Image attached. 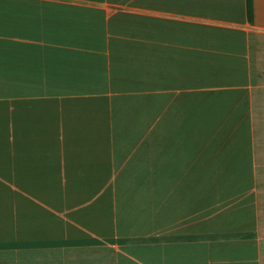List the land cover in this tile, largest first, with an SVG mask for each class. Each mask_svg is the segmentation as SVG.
I'll return each mask as SVG.
<instances>
[{
    "label": "crops",
    "instance_id": "crops-1",
    "mask_svg": "<svg viewBox=\"0 0 264 264\" xmlns=\"http://www.w3.org/2000/svg\"><path fill=\"white\" fill-rule=\"evenodd\" d=\"M0 264H264V0H0Z\"/></svg>",
    "mask_w": 264,
    "mask_h": 264
}]
</instances>
